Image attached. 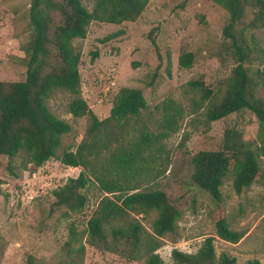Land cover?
Segmentation results:
<instances>
[{
  "label": "trees",
  "instance_id": "trees-1",
  "mask_svg": "<svg viewBox=\"0 0 264 264\" xmlns=\"http://www.w3.org/2000/svg\"><path fill=\"white\" fill-rule=\"evenodd\" d=\"M215 1L227 12L222 34L224 56L233 64L230 75L217 83L216 88L206 85L204 79L193 78L187 83L200 91V103L205 102L208 108L207 120L249 109L258 122L257 138L248 140L240 130L226 128L217 148L200 149L192 157L194 184L220 202V186L225 177L231 175L237 193L264 179L258 162V157L264 155V98L255 92L257 85L264 83V46L253 34L246 36L248 28L264 25V0ZM147 3L148 0H94L90 9L83 0H32L33 36L26 49L29 56L26 77L0 80V154L13 159L23 153L24 169H28L29 164L42 166L56 157L62 163L82 166L77 176L68 177L63 185L51 191L55 200L50 213L65 208L62 217L66 218L71 211H82L89 200L84 189L96 181L104 195L88 220L87 242L130 261L164 264L158 252L162 244L160 238L175 231L182 211L164 189L142 188L140 177L148 174L154 166L152 161L161 159L163 141L178 131L185 108L166 99L161 106L157 105L162 109L157 131L144 121L136 127L134 123L142 120L146 99L141 87L124 85L116 93L110 116L101 120L82 95L80 62L83 54L74 42L76 37H86L92 20L105 23L136 20ZM122 32L123 29L115 31L102 41L108 42ZM152 32L153 29L149 32L150 39L159 59L152 74L154 78L164 56ZM94 54L97 56L99 52ZM170 57L168 52L167 69ZM194 58V52L186 50L178 63L189 67ZM254 61L262 65L253 69L250 64ZM56 88L74 94L69 102V110L74 115L88 116L84 138L75 149H64L61 156L57 151L70 125L48 105L47 100ZM130 127L137 133L121 140L119 133L129 134ZM115 142L116 146H112ZM153 210L157 217L153 230L148 231L135 214ZM213 220L221 239L236 243L243 237L244 231L232 228L222 212L215 210ZM81 234L76 225H70L61 243L60 264H82L86 246ZM213 239L211 235L206 236L194 253L174 249L173 264H264L258 259L239 263L225 252L217 255ZM27 264H32V256H28Z\"/></svg>",
  "mask_w": 264,
  "mask_h": 264
},
{
  "label": "rangeland",
  "instance_id": "rangeland-1",
  "mask_svg": "<svg viewBox=\"0 0 264 264\" xmlns=\"http://www.w3.org/2000/svg\"><path fill=\"white\" fill-rule=\"evenodd\" d=\"M83 1L93 8L94 0ZM31 2L0 0V80L26 77L29 57L26 49L33 36ZM226 20V10L215 0H148L136 20L121 23L92 20L86 37L74 39L83 54L80 62L82 95L101 120L110 116L116 93L124 85L141 87L146 99L142 120L134 123L136 127L144 121L157 131L156 125L162 116V109L157 105L161 106L166 99L185 108L178 131L163 141L161 159L152 161L154 166L140 177L142 188L164 189L182 211L175 231L160 238L162 244L158 252L164 264H173L174 249L196 252L208 235L214 237L217 255L225 252L239 263L248 259L264 263V179L237 193L231 175L225 177L220 186V202L192 180L193 155L200 149L217 148L226 128L240 130L248 140L257 138L258 122L249 109L209 121L205 113L208 108L199 100L200 91L187 83L193 78L204 79L206 85L216 88L217 83L230 75L233 64L224 56L222 34ZM120 29H123L121 34L108 42L102 41ZM151 29L164 56L154 78L152 74L159 59L150 39ZM251 34L264 46V25L248 28L247 38ZM186 50L195 54L189 67L178 63ZM96 51L99 55L94 56ZM168 52L171 57L167 69ZM258 65L262 63L250 64L253 69ZM255 92L264 98L263 82L257 85ZM73 95L70 90L56 88L47 100L51 110L70 125L58 156L66 148L75 149L86 134L88 116H76L69 110ZM129 130V134L119 133L121 140L137 133L131 127ZM112 146H116V142ZM258 162L264 173V155L258 157ZM23 163V153L13 159L0 154V264H27L28 256H32V264H60L61 243L71 224L80 230L81 241L86 246L82 264H141L140 260H127L87 242L88 220L104 195L96 181L84 189L89 200L82 211H71L66 218L62 217L65 208L50 213L55 200L51 191L63 185L68 177L77 176L82 166L62 163L57 157L39 167L29 164L28 169H24ZM215 210L222 212L232 228L244 231L238 242L231 243L217 235L213 220ZM135 215L148 231L153 230L155 210Z\"/></svg>",
  "mask_w": 264,
  "mask_h": 264
}]
</instances>
